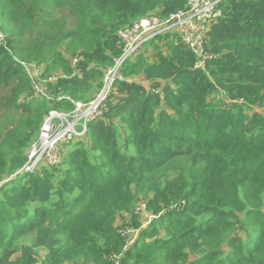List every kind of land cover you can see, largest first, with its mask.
I'll return each mask as SVG.
<instances>
[{
  "label": "trees",
  "instance_id": "16d2710c",
  "mask_svg": "<svg viewBox=\"0 0 264 264\" xmlns=\"http://www.w3.org/2000/svg\"><path fill=\"white\" fill-rule=\"evenodd\" d=\"M187 1L0 0V264H264V0L219 3L203 67L176 34L146 44L62 161L15 175L51 110L97 95L120 30Z\"/></svg>",
  "mask_w": 264,
  "mask_h": 264
},
{
  "label": "built area",
  "instance_id": "2783aa9c",
  "mask_svg": "<svg viewBox=\"0 0 264 264\" xmlns=\"http://www.w3.org/2000/svg\"><path fill=\"white\" fill-rule=\"evenodd\" d=\"M221 1L188 0L185 8L167 15H147L120 30L122 53L106 70L103 86L97 95L89 101H73L74 105L69 111L51 110L42 124L38 139L28 150L27 161L15 175L36 172L45 165L59 164L64 144L85 136L91 122L103 114L116 80L123 78L122 68L125 62L152 40L167 34L178 35L198 55L197 66L203 67L206 59L213 57L206 51L205 36L220 14L218 5ZM5 40L6 34L0 27V46ZM37 90L43 92L40 86ZM61 98L62 96L59 97ZM133 239L129 240V245L133 243Z\"/></svg>",
  "mask_w": 264,
  "mask_h": 264
},
{
  "label": "rangeland",
  "instance_id": "374dc122",
  "mask_svg": "<svg viewBox=\"0 0 264 264\" xmlns=\"http://www.w3.org/2000/svg\"><path fill=\"white\" fill-rule=\"evenodd\" d=\"M58 15V14H57ZM62 18H69L70 19V11L65 8V10L63 11L62 13ZM1 20V18H0ZM0 27H1V24H0ZM43 70L40 69L39 70V74L42 72ZM146 85H149L148 83H146ZM260 111H263L262 109H259ZM137 215L140 219V221L142 222H146L148 223L151 218L153 217V215L146 209V205H145V202L143 200H141V202L139 203L138 205V208H137ZM126 222H128V217H126V219H122L120 220V224H119V228H120V232H123L124 230H128L127 229V224L124 225ZM137 230L139 231V229H135L131 234L132 236H134V234L137 232ZM124 234L128 235L129 233L128 232H124ZM137 234V233H136ZM135 234V235H136ZM45 254V251H42L41 252V255H44Z\"/></svg>",
  "mask_w": 264,
  "mask_h": 264
}]
</instances>
